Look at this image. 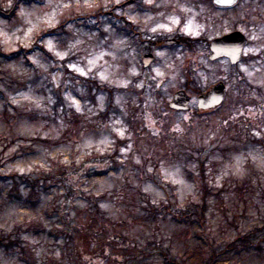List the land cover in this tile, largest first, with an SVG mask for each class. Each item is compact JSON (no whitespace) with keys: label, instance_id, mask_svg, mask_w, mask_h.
Wrapping results in <instances>:
<instances>
[{"label":"rangeland","instance_id":"obj_1","mask_svg":"<svg viewBox=\"0 0 264 264\" xmlns=\"http://www.w3.org/2000/svg\"><path fill=\"white\" fill-rule=\"evenodd\" d=\"M12 1L0 0V6L10 8ZM122 1L22 0L15 16L0 15L1 51H19L15 59L0 55V231L18 229L24 247L0 246V264H163L159 244L196 264L207 253L206 238L233 239L262 223L264 0H239L221 10L210 0H165L177 2V10L161 29L179 23L192 39L204 34L209 41L238 29L249 43L236 65L210 60L207 42L195 49L160 46L148 68L141 61L147 40L129 33L117 14L144 30L155 17L130 5L114 14L99 11ZM77 39L85 44L69 52ZM117 40L127 46L114 48ZM188 68L204 91L225 82L222 105L199 109L198 94L188 90L190 110L169 106L184 88ZM200 152L201 159L193 160ZM237 167L240 175L233 174ZM61 176L73 185L67 201ZM165 177L196 186L183 207H198L202 194L209 195V237L194 215H176L175 196L161 207L152 203L165 185L173 192L181 187ZM147 186L151 192L143 191ZM101 203L119 209L117 218ZM149 203L158 208L154 216L145 210ZM13 209L18 219L6 225L2 217ZM222 263L264 264V248L230 253Z\"/></svg>","mask_w":264,"mask_h":264},{"label":"trees","instance_id":"obj_2","mask_svg":"<svg viewBox=\"0 0 264 264\" xmlns=\"http://www.w3.org/2000/svg\"><path fill=\"white\" fill-rule=\"evenodd\" d=\"M30 2L31 0H25ZM22 0H13L10 8L4 9L0 6V15H2L5 18H10L11 16H15L18 8L20 6V3ZM109 9V10H107ZM115 10V3L111 4L109 8H100L99 11H103L106 13H112L114 14ZM64 22L60 24L62 26ZM185 42L189 44L191 49H195L197 46V43L200 41L198 38L192 39L191 37L185 38ZM43 49V47H42ZM19 51L6 53L4 51H1V45H0V55L8 57V59H15L14 57L17 56ZM84 81H88L87 79L83 78ZM186 79L187 81L183 84V87L187 90H193L195 93L203 92L204 90L201 88L200 82L197 80L195 73L188 68L186 73ZM94 85H97V88H101V85L97 84V82L93 81ZM113 96V94H112ZM218 108V107H217ZM216 109V108H215ZM110 113V111H104L103 114L107 115ZM203 152H200L198 155H196L193 160L197 161L198 159H201V155ZM209 153L206 152L205 159H202L203 163H205V160L209 158ZM61 181L63 183L64 188V196L65 200L72 198V188L73 185L68 182L67 178L65 176H61ZM206 190H208L207 184H204L203 186ZM202 187V188H203ZM208 194H202L201 201L198 204V207L190 208V207H173L176 212V215H194L197 218V221H199L200 226L202 230L204 231V236H208L206 227H207V216H206V210L208 205ZM102 197V196H101ZM100 198H97V202ZM167 207V206H165ZM168 208V207H167ZM172 209V210H173ZM145 210L150 215L155 214L158 212V208L152 204H148L147 207H145ZM154 216V215H153ZM67 225L68 222H65L64 225ZM69 225V224H68ZM67 225V226H68ZM206 241L209 246L207 248V253L202 254L200 262H197L196 264H223L222 260L226 255H229L233 252H238L241 250H250L255 249L258 251H261L264 248V212L262 215V223H257L253 225L248 231L241 232L236 238L229 239V240H223L220 242H215L212 240H209L206 238ZM0 246L9 250L12 249V247L17 246L21 247L22 250H24V247L22 246V242L20 241L18 229L14 231H0ZM156 251L159 253V255L162 257L163 264H193L188 261L187 258L181 257L179 258L177 254H174L172 251L171 246H165L163 244H159L156 246ZM221 262V263H219Z\"/></svg>","mask_w":264,"mask_h":264},{"label":"flooded vegetation","instance_id":"obj_3","mask_svg":"<svg viewBox=\"0 0 264 264\" xmlns=\"http://www.w3.org/2000/svg\"><path fill=\"white\" fill-rule=\"evenodd\" d=\"M173 1V0H171ZM167 2L165 0H154L152 2V4L145 2V0H124L120 3L115 4V10L116 9H123L124 6L126 7L127 5H130L132 7V10H134V12H144V13H148L151 17H155V21H152L150 23V26L148 28V30H144L142 29L138 23H135L133 21H131L130 19H128L125 15L123 14H117L119 18H122L123 21L127 24V31L131 34H137L139 35V38H143L145 39V41L147 40V46H145V50L146 52L142 55L141 61L142 64L144 65V61L143 58L146 54H152L154 56V59L152 60L151 64H153L155 62V60L157 59L156 56V51L157 48H159L160 46H182V47H186L187 49H190L191 47L189 46V44L187 42L184 41L185 38L191 37L189 35H186L183 30H181V26L180 24H176L174 28H172L171 30H167V29H161L159 26L162 25V23H165V18L168 16V14L170 13V11L172 10H177L176 6H174L177 2ZM204 1V0H203ZM211 4L216 8V9H227L230 8L231 6H220L214 3L213 0H210ZM133 12V11H132ZM179 13H181L180 11H178ZM182 20H180L179 22H181ZM153 29H155V31H153ZM231 32V31H229ZM229 32H225L219 36H222L224 34H227ZM144 35V37H143ZM218 36L213 37L212 39L216 38ZM198 39H200L199 44H206L207 42V47L208 50L211 54V49H210V45H211V40L209 41V38H207V36L200 35L197 36ZM168 39H174L176 40V42H174L173 44L171 43H167L166 40ZM209 54V56H210ZM219 59H227L229 61L228 58L226 57H221ZM216 59V60H219ZM213 60V61H216ZM230 62V61H229ZM150 64V65H151ZM149 65V66H150ZM148 66V67H149ZM147 67V68H148Z\"/></svg>","mask_w":264,"mask_h":264},{"label":"water","instance_id":"obj_4","mask_svg":"<svg viewBox=\"0 0 264 264\" xmlns=\"http://www.w3.org/2000/svg\"><path fill=\"white\" fill-rule=\"evenodd\" d=\"M217 5L230 6L238 2V0H213ZM248 37L240 30H234L211 41L210 59L214 60L222 56L230 59L232 64L240 62L244 55V48L248 44ZM167 43L173 44L174 39L166 40ZM154 56L146 54L143 58L144 65L149 66ZM226 96V84L218 81L208 92H203L197 96V105L201 109L215 108L220 105ZM192 96L185 89H179L174 92L169 103L170 107L177 110L190 109Z\"/></svg>","mask_w":264,"mask_h":264},{"label":"clouds","instance_id":"obj_5","mask_svg":"<svg viewBox=\"0 0 264 264\" xmlns=\"http://www.w3.org/2000/svg\"><path fill=\"white\" fill-rule=\"evenodd\" d=\"M90 7V6H89ZM152 18L149 17L148 18V21H151ZM145 24H147V21L145 22ZM153 31H155L153 29ZM86 35V34H85ZM89 40L92 39V37H88ZM85 44V40L83 39H77L74 43H71L68 45V49H69V52H71L72 50H76V51H80L81 50V45H84ZM127 46L126 45V41L124 40H117L115 42V44L113 45L114 48H123ZM53 46H50V43L48 44V48L49 49H52ZM86 50V49H85ZM64 55H67V53H65ZM39 63V62H37ZM89 65L91 67H96V61L95 60H92V61H89ZM45 72L48 70L47 68V65H44V64H40L39 65ZM75 70L77 72H80L81 74H84V70L79 68V67H76ZM105 72H107V70H105ZM59 77L57 76L56 79H58ZM109 79V76L106 75V74H101V80H108ZM25 99H27L28 97H24ZM71 98V97H69ZM104 96H100L99 97V100H100V108L103 109L104 107ZM51 102V101H50ZM117 104L120 103V99L117 98ZM76 108H77V111L80 110V106L77 104L76 105ZM253 159H255V157H253ZM66 162V161H65ZM239 162V160H238ZM135 163L136 164H141V160L139 158H136L135 159ZM193 170H195V165H193ZM21 171H24V169H21ZM180 169H177V172H179ZM153 172V169L151 167H149L147 169V173H152ZM146 173V174H147ZM221 174H222V177H227L229 175V172L225 169H221ZM235 175H240L241 174V171H240V168L237 167L236 168V171L235 173H233ZM165 179H170L171 180V183L173 185H180L181 187H177L175 189V191L173 192L172 190H169L167 188V186L165 185V191L163 194L161 193H157V196L159 197V199H154L152 201L153 204H155L157 207H161L163 204H167L169 203V201L172 199L173 196H175L178 200H179V204L177 205V207H183L184 203L186 202L187 200V197L189 195L192 194L194 188L196 187L195 185H192V184H186L183 180H174V179H171L170 177H165ZM218 182V181H217ZM141 185H137V188H140ZM143 191L144 192H151L152 191V188L151 186H147V187H143ZM24 195L26 196L27 195V192H24ZM100 208L102 210H108L113 218H117L116 217V212H119V209H116L115 212L112 211V209L114 208V205H111L109 203H101L100 204ZM139 209H136V211H138ZM173 211H175L173 209ZM5 221V224H10V223H15L16 220L18 219V216H17V213L15 212V209H13L12 211H6L4 213V216L2 217ZM162 229H163V225L161 226ZM166 236H169L170 234L169 233H165ZM8 264H12V262H8Z\"/></svg>","mask_w":264,"mask_h":264},{"label":"snow or ice","instance_id":"obj_6","mask_svg":"<svg viewBox=\"0 0 264 264\" xmlns=\"http://www.w3.org/2000/svg\"><path fill=\"white\" fill-rule=\"evenodd\" d=\"M175 22H176V21L174 20L173 23H175ZM162 27H163V26H162ZM154 30H155V29H154ZM49 43H50V46H52L51 42H49ZM120 134L123 135L122 132H121Z\"/></svg>","mask_w":264,"mask_h":264}]
</instances>
